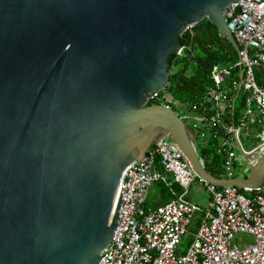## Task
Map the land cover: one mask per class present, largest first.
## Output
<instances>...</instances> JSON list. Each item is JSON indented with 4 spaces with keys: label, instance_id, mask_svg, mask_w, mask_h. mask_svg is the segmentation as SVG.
<instances>
[{
    "label": "water",
    "instance_id": "1",
    "mask_svg": "<svg viewBox=\"0 0 264 264\" xmlns=\"http://www.w3.org/2000/svg\"><path fill=\"white\" fill-rule=\"evenodd\" d=\"M237 1L0 0V264H97L122 173L161 136L211 185L264 181V151L245 178H215L177 113L146 102L188 25L206 20L237 55Z\"/></svg>",
    "mask_w": 264,
    "mask_h": 264
},
{
    "label": "built area",
    "instance_id": "2",
    "mask_svg": "<svg viewBox=\"0 0 264 264\" xmlns=\"http://www.w3.org/2000/svg\"><path fill=\"white\" fill-rule=\"evenodd\" d=\"M224 16L238 46L237 61L230 67L215 66L211 86L197 103L180 104L181 115H177L189 123L196 146L201 141L208 142L207 134L217 133L215 151L222 156L226 178H233V142L246 164H253L264 151V88L257 83L255 73L256 69L264 70V0L237 1ZM193 33L194 25H188L183 35ZM235 69L238 80L232 75ZM160 92L151 94L147 104L166 102ZM239 95L242 111L234 119L233 106ZM160 104L171 108L164 102ZM228 116L231 124L226 120ZM247 129L258 132L257 144L250 150L244 149L240 141L242 130ZM156 159L162 170L155 169ZM154 182H162L173 195L172 184L185 195L197 182L209 192V204L200 208L180 194L145 210ZM118 197L112 239L97 264H264V181L243 189L211 185L195 173L179 147L166 136L154 141L140 161L125 168L116 203ZM197 216L200 222L192 232ZM237 234L248 235L252 240L241 249L234 244L230 247ZM186 235L192 240L183 250L181 241Z\"/></svg>",
    "mask_w": 264,
    "mask_h": 264
},
{
    "label": "trees",
    "instance_id": "3",
    "mask_svg": "<svg viewBox=\"0 0 264 264\" xmlns=\"http://www.w3.org/2000/svg\"><path fill=\"white\" fill-rule=\"evenodd\" d=\"M200 26L198 34L194 32L192 35L186 34L181 37L182 53L177 56L171 55L168 58L170 76L166 87L160 92V96L167 100L166 102L164 100L161 102L169 106L197 103L212 84L211 72L213 68L219 65L230 67L237 61V55L231 45L217 35V30L212 24L203 20ZM255 73L257 83L264 88V70L256 69ZM232 75L238 80V69L233 70ZM161 102L157 101V104ZM240 105L242 107L241 103ZM233 107V118L236 119V102ZM226 120L231 124L232 120L230 116ZM206 137L208 140L206 144L203 143L200 145V148L199 143L197 144V154L208 173L218 179L226 178L227 174L222 166V156L218 155L215 151V147L218 144L217 133H209ZM154 166L155 169L162 170L158 159H156ZM157 183L161 186L163 195V200L159 203L175 199L176 196L182 193V190L175 184L171 186L175 194L173 195L162 182ZM145 205L144 209L146 210ZM199 222L200 216H197L191 225L192 232L195 231ZM191 240V236L184 238L186 247H188Z\"/></svg>",
    "mask_w": 264,
    "mask_h": 264
},
{
    "label": "rangeland",
    "instance_id": "4",
    "mask_svg": "<svg viewBox=\"0 0 264 264\" xmlns=\"http://www.w3.org/2000/svg\"><path fill=\"white\" fill-rule=\"evenodd\" d=\"M240 103H241V95H239L236 100L237 114H240L242 111V107ZM170 107L173 109V111H175V113L181 115L180 105L178 104L170 105ZM186 125L188 126L189 123L186 122ZM257 135L258 132L254 133L253 130L251 129L242 130L240 134V141L242 147L246 150H250L253 146L257 144V140H256ZM203 143L205 144V142L203 141L199 142V148L200 145H202ZM232 145L235 152V158H234L235 166L232 169V176L233 178H236L239 176V173L242 172V178H244L248 175L247 165L234 142L232 143ZM185 196L188 198V200L191 203L197 205L200 208H206L210 200V194L207 191V189L203 185L197 182L192 184L190 189H188L187 192L185 193ZM162 200H163V195L161 191V186L159 185V183L154 182L149 188L145 207L148 208V207L156 206ZM186 237L187 235L184 236L181 241V247L183 248V250L186 248V244L184 242V238ZM251 240L252 238L248 235L237 234L230 241V247H232L234 244L238 249H241L245 247L247 242H250Z\"/></svg>",
    "mask_w": 264,
    "mask_h": 264
},
{
    "label": "crops",
    "instance_id": "5",
    "mask_svg": "<svg viewBox=\"0 0 264 264\" xmlns=\"http://www.w3.org/2000/svg\"><path fill=\"white\" fill-rule=\"evenodd\" d=\"M167 180H168V181H171V177H167ZM176 186H177V185H176ZM177 187H178V186H177ZM178 188H179V187H178ZM181 195H183L184 199H186L187 201H189L188 198H187L184 194H181ZM189 202H190V201H189ZM161 203H163V202H161ZM161 203H159V204H161ZM159 204H158V205H159ZM153 207H155V206H153ZM153 207H148L147 209H150V208H153Z\"/></svg>",
    "mask_w": 264,
    "mask_h": 264
},
{
    "label": "flooded vegetation",
    "instance_id": "6",
    "mask_svg": "<svg viewBox=\"0 0 264 264\" xmlns=\"http://www.w3.org/2000/svg\"><path fill=\"white\" fill-rule=\"evenodd\" d=\"M201 27V26H200ZM200 27L198 28V29H194V32L196 33V34H198L199 33V30H200ZM182 51H183V47H182V49H181V51H180V53L179 54H181L182 53ZM178 54V55H179ZM171 56V55H170Z\"/></svg>",
    "mask_w": 264,
    "mask_h": 264
}]
</instances>
